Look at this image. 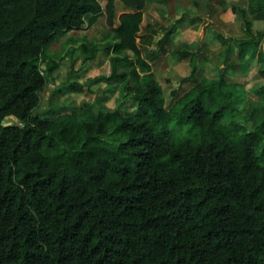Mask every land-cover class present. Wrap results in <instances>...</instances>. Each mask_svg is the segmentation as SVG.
I'll return each mask as SVG.
<instances>
[{"label": "trees", "instance_id": "1", "mask_svg": "<svg viewBox=\"0 0 264 264\" xmlns=\"http://www.w3.org/2000/svg\"><path fill=\"white\" fill-rule=\"evenodd\" d=\"M146 1L0 0V264H264V120L238 119L224 75H192L167 105L138 43ZM249 8L264 15V0ZM101 17L113 34L101 78L130 79L132 104L35 113L58 66L51 44ZM243 17L235 63L257 59L264 76V31ZM81 48L86 60L101 51Z\"/></svg>", "mask_w": 264, "mask_h": 264}, {"label": "rangeland", "instance_id": "2", "mask_svg": "<svg viewBox=\"0 0 264 264\" xmlns=\"http://www.w3.org/2000/svg\"><path fill=\"white\" fill-rule=\"evenodd\" d=\"M250 1L168 0L166 5L155 0L146 1L138 43L143 58L152 65L162 86L167 105L176 97L173 91L182 95L192 88V77L212 81L224 75L241 92L238 119L245 122L253 117L249 125L264 120V76L258 71L262 64L257 59L252 60L245 70L234 60L238 41L250 36L243 10L252 22L253 32L264 31V15L252 12ZM170 29L174 32L170 34L164 52L154 57L152 51L157 48L154 39L163 38ZM112 36L105 17L92 25L85 23L81 29L59 35L48 50L58 66L51 73L45 71L47 84L35 113L54 118L65 110L84 111L88 105L95 112L131 105L132 98L125 87L130 79L108 81L101 78L112 73L111 54L105 49ZM263 42L264 37H261L260 44ZM84 43L101 49L94 59H85L86 54L81 48ZM228 47L233 49L230 59ZM123 55L137 59L131 50L123 51ZM250 57L248 53L246 59ZM42 69H46L44 64ZM73 83L85 89L75 90ZM18 122L12 116L6 120L7 124Z\"/></svg>", "mask_w": 264, "mask_h": 264}]
</instances>
